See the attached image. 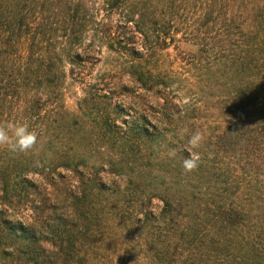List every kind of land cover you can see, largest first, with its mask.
Masks as SVG:
<instances>
[{
	"label": "trees",
	"instance_id": "16d2710c",
	"mask_svg": "<svg viewBox=\"0 0 264 264\" xmlns=\"http://www.w3.org/2000/svg\"><path fill=\"white\" fill-rule=\"evenodd\" d=\"M94 4L0 0V264H264V0Z\"/></svg>",
	"mask_w": 264,
	"mask_h": 264
},
{
	"label": "clouds",
	"instance_id": "9594fccd",
	"mask_svg": "<svg viewBox=\"0 0 264 264\" xmlns=\"http://www.w3.org/2000/svg\"><path fill=\"white\" fill-rule=\"evenodd\" d=\"M187 128L179 129L178 134L183 137L187 135ZM205 137L202 132L195 131L188 136L186 150L189 155L183 159L182 168L185 173H191L200 166V156L195 151L199 149L204 142ZM38 143V133L30 128L27 123L8 121L0 123V148H5L11 153L28 154L35 149ZM154 151L165 154L168 158L174 159L177 156V150L170 148L167 144L154 145ZM39 166V162H36Z\"/></svg>",
	"mask_w": 264,
	"mask_h": 264
},
{
	"label": "rangeland",
	"instance_id": "374dc122",
	"mask_svg": "<svg viewBox=\"0 0 264 264\" xmlns=\"http://www.w3.org/2000/svg\"><path fill=\"white\" fill-rule=\"evenodd\" d=\"M88 1H93L94 10L90 11V15L96 17V22L94 24L95 30L97 31H101L100 30V26H101V21L102 19H107V25L109 27V29L114 30V26L115 25H120L121 22L123 21V17H124V13L122 11L117 10L116 12H106V10L102 7V1L103 0H88ZM147 6H149V3H146ZM140 37V36H139ZM99 51L97 58L100 59V63L96 64V65H92L91 67H89L88 70H90L93 73H98L101 71H104L107 69L106 64L107 62H109L111 59H113L114 57H116V54L114 53V51H111L109 49L106 48L105 45H101L100 46V50H98V48H96V52ZM74 90L76 91V88H74ZM75 94H69L68 98H66V106L69 109H75V98H74ZM159 203H154L153 209L156 210L157 207H159Z\"/></svg>",
	"mask_w": 264,
	"mask_h": 264
}]
</instances>
